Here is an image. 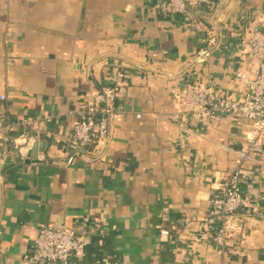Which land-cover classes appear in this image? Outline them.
<instances>
[{"label": "crops", "instance_id": "obj_1", "mask_svg": "<svg viewBox=\"0 0 264 264\" xmlns=\"http://www.w3.org/2000/svg\"><path fill=\"white\" fill-rule=\"evenodd\" d=\"M167 2L0 0V125L32 121L0 130V264H33L43 225L88 240L71 264H264V143L241 172L243 236L220 251L204 235L211 189L231 169L250 124L224 113L177 116L187 78L216 95L244 92L236 75L253 70L247 36L264 29V0L190 7L215 34L199 64L189 61L206 46L205 32L167 12ZM109 85L121 90L105 149L78 152L66 166L79 111ZM22 131L40 139L19 157L13 139Z\"/></svg>", "mask_w": 264, "mask_h": 264}, {"label": "built area", "instance_id": "obj_2", "mask_svg": "<svg viewBox=\"0 0 264 264\" xmlns=\"http://www.w3.org/2000/svg\"><path fill=\"white\" fill-rule=\"evenodd\" d=\"M206 2L207 0H168L166 6L167 12L182 16L195 31L205 32L207 44L190 57L191 64L203 63L215 43L214 31H207L201 22L188 12L190 7L194 8ZM245 55L254 61V67L249 75H236L245 85V90L240 96L216 95L210 85L187 78L178 100L177 116L182 120L191 115L209 119L224 113L239 115L250 124L249 134L245 137L242 147L233 152L235 157L231 169L211 189L210 214L204 221V235L207 242L220 251L237 248L243 236L246 228L243 210L246 200L240 189L241 172L243 164L253 154L260 153L264 143V29L253 27L250 31ZM120 90L121 87L117 85H109L89 94L67 140L69 155L64 162L66 166L73 163L78 152L94 156L101 154L105 149L109 139L110 119L114 114L115 98ZM3 99L4 96L0 95V101ZM51 118L50 115L43 117L45 121H50ZM31 123L32 121L23 120L19 125L26 126ZM19 125H0V130L14 132ZM39 137L38 133L28 134L22 131L17 134L13 140L18 156H25V148L36 143ZM3 185L4 176L0 172V197ZM160 233L167 234V230L162 229ZM87 243L85 237L77 235L73 230L54 229L43 225L38 228L33 240L31 261L33 264H71V257L82 251Z\"/></svg>", "mask_w": 264, "mask_h": 264}, {"label": "water", "instance_id": "obj_3", "mask_svg": "<svg viewBox=\"0 0 264 264\" xmlns=\"http://www.w3.org/2000/svg\"><path fill=\"white\" fill-rule=\"evenodd\" d=\"M43 143L39 142L38 144H36V146H34V149H40L42 147Z\"/></svg>", "mask_w": 264, "mask_h": 264}]
</instances>
